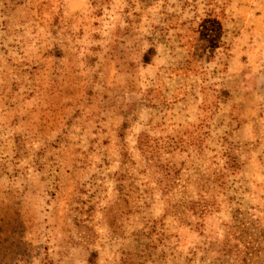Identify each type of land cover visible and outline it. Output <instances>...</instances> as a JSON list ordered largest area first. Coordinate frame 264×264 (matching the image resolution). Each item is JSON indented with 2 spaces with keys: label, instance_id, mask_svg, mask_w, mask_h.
Instances as JSON below:
<instances>
[{
  "label": "rangeland",
  "instance_id": "obj_1",
  "mask_svg": "<svg viewBox=\"0 0 264 264\" xmlns=\"http://www.w3.org/2000/svg\"><path fill=\"white\" fill-rule=\"evenodd\" d=\"M0 264H264V0H0Z\"/></svg>",
  "mask_w": 264,
  "mask_h": 264
},
{
  "label": "trees",
  "instance_id": "obj_2",
  "mask_svg": "<svg viewBox=\"0 0 264 264\" xmlns=\"http://www.w3.org/2000/svg\"><path fill=\"white\" fill-rule=\"evenodd\" d=\"M153 53V50L152 49H150L149 51H148V53L146 54V55H144L143 56V62L144 63H149V61H150V59H149V54H152ZM154 141V140H153ZM149 137H148V135H141L139 138H138V143H139V149H140V151L142 152V154L145 156V159L146 160H155V163H154V165L153 166H156V168H157V170L159 171H161L162 170V172L163 171H165V172H168V169L167 168H163L160 164H157L156 162H157V157H156V159L154 158L155 156H157V155H155V154H157V151L160 149V147H158V146H152L151 145V143L153 142ZM157 148H158V150H157ZM170 150H172V148L170 149ZM159 152V151H158ZM150 155V156H149ZM156 164V165H155ZM166 177H165V179L166 180H168V178H169V176H171L170 174H169V172L165 175ZM167 183L164 185V189L165 190H167Z\"/></svg>",
  "mask_w": 264,
  "mask_h": 264
}]
</instances>
